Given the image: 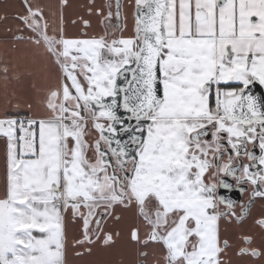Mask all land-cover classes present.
<instances>
[{"label":"snow or ice","instance_id":"1","mask_svg":"<svg viewBox=\"0 0 264 264\" xmlns=\"http://www.w3.org/2000/svg\"><path fill=\"white\" fill-rule=\"evenodd\" d=\"M134 3V35L110 42L49 35L30 4L19 18L60 82L45 115L0 117V264H65L62 211L83 220V244L116 206L136 212L163 264H224L218 222L235 213L217 190L227 177L264 197V99L251 93L264 87V0Z\"/></svg>","mask_w":264,"mask_h":264},{"label":"crops","instance_id":"2","mask_svg":"<svg viewBox=\"0 0 264 264\" xmlns=\"http://www.w3.org/2000/svg\"><path fill=\"white\" fill-rule=\"evenodd\" d=\"M112 3L113 0H0V117L5 113L11 118L45 115L49 93L60 82V70L54 57L28 39L34 34L19 19L27 15L26 5L42 12L41 24H47L49 35H62L70 40L103 37L109 42L133 36L134 0H122L120 26ZM18 36L23 38L16 39ZM94 135L93 131L88 138L92 139ZM6 151L5 138L0 137V187L6 173ZM257 202L264 210V197ZM62 215L65 264H163L162 249L151 241L143 242L146 228L133 209L116 206L113 216L105 217L99 229L95 228L93 221L89 228L93 243L83 244L77 243L84 238L83 220L79 216L73 217L71 209L62 211ZM260 219H264V212L254 211L250 219L240 225L223 220L218 222L220 240H227L229 244L228 254L223 255L224 264H264V239L252 237L251 245H246L236 238L237 229L243 236L256 233L254 222ZM134 228L139 229L140 242L143 243L140 247L131 239ZM107 234H111L112 241L104 244ZM97 235L100 239H96ZM243 247H255L262 255L255 258L238 255ZM135 248L145 251L143 258L132 251Z\"/></svg>","mask_w":264,"mask_h":264},{"label":"flooded vegetation","instance_id":"3","mask_svg":"<svg viewBox=\"0 0 264 264\" xmlns=\"http://www.w3.org/2000/svg\"><path fill=\"white\" fill-rule=\"evenodd\" d=\"M210 139V136H209ZM249 150L253 151V153L255 155H259V149L257 148H253L251 145H249ZM229 153H231V149H229ZM225 159H227V157H225ZM247 162V161H245ZM253 171H255L256 169H252ZM225 180L228 181L227 177H225ZM233 191L230 193V195L227 193L226 190H221L218 189L217 190V194L220 196H223L226 200H229L231 202H233L234 207L232 208V211L235 213L234 216H229L227 218H222L221 220L226 221V222H230V224L233 225H240L242 223H245L246 221H248L250 219L251 214L254 211H258L259 213H263V206L260 207V204H258V200L260 197H252L251 193H252V187L249 184H243L240 187L245 189V191H240V189L235 185V182H233ZM250 204V207H246L245 211H244V216L242 219H240V215H241V209L242 206H248ZM258 205V206H257ZM257 206V207H256ZM221 210H225L223 205H221ZM254 224H256V233H253L252 236L249 237H257L259 239H264V234L262 233L263 229L260 228L259 225H257V220L254 222ZM245 236L242 235V231H240L239 229H237L236 231V238L238 240H242L244 242V238ZM233 246V245H232ZM263 261H264V257H262Z\"/></svg>","mask_w":264,"mask_h":264},{"label":"water","instance_id":"4","mask_svg":"<svg viewBox=\"0 0 264 264\" xmlns=\"http://www.w3.org/2000/svg\"><path fill=\"white\" fill-rule=\"evenodd\" d=\"M121 2H122V0H113V3H112V5H113V9H114V16H115V18H116V20H117V25L118 26H120L121 25ZM117 5H119V18H117ZM125 82L124 81H118V85H123ZM251 93L253 94V95H255V96H257V97H260V98H262V99H264V88L263 87H260L259 85H254V86H252L251 87ZM118 115H120L121 116V118H123V119H126V115L123 113V110L121 109L119 112H118ZM228 179V183H230V184H232V185H234V181L233 180H231V178H227ZM221 190H225V189H222L221 188ZM233 191V187L230 189V190H226L227 191V193L230 195V193Z\"/></svg>","mask_w":264,"mask_h":264},{"label":"rangeland","instance_id":"5","mask_svg":"<svg viewBox=\"0 0 264 264\" xmlns=\"http://www.w3.org/2000/svg\"><path fill=\"white\" fill-rule=\"evenodd\" d=\"M264 88V87H263ZM213 103H214V97H213ZM139 219V218H138ZM141 221H140V219H139V223H140ZM110 223H114V222H110ZM109 227H111V225L109 224ZM129 237V236H128ZM134 243H137V241L135 242V241H133ZM142 242H138V245H139V247L140 246H142ZM130 250H132V249H130ZM126 251H127V249H126ZM133 252H136L137 253V255H139V257H144L143 255H145V251L144 250H139L138 248L136 249H134V250H132ZM225 254H228V249H226V251H225V253L223 254L224 256H225ZM225 259V258H224ZM142 263V262H141Z\"/></svg>","mask_w":264,"mask_h":264},{"label":"built area","instance_id":"6","mask_svg":"<svg viewBox=\"0 0 264 264\" xmlns=\"http://www.w3.org/2000/svg\"><path fill=\"white\" fill-rule=\"evenodd\" d=\"M14 118L20 120V119H26L28 117L20 116V117H14Z\"/></svg>","mask_w":264,"mask_h":264}]
</instances>
